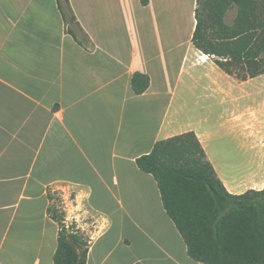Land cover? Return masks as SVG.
Returning <instances> with one entry per match:
<instances>
[{
    "label": "crops",
    "instance_id": "0c3cea01",
    "mask_svg": "<svg viewBox=\"0 0 264 264\" xmlns=\"http://www.w3.org/2000/svg\"><path fill=\"white\" fill-rule=\"evenodd\" d=\"M69 2L86 44L58 0H0V264H53L50 191L72 201L63 210L91 239L87 264H204L136 159L193 130L231 193L264 188V119L241 103L258 100L257 77L238 80L194 46L197 0ZM137 71L150 76L142 94ZM215 97L233 105L220 125L245 136L253 159L227 161L213 146ZM194 99L201 121L182 123ZM82 218L94 219L90 235Z\"/></svg>",
    "mask_w": 264,
    "mask_h": 264
},
{
    "label": "trees",
    "instance_id": "16d2710c",
    "mask_svg": "<svg viewBox=\"0 0 264 264\" xmlns=\"http://www.w3.org/2000/svg\"><path fill=\"white\" fill-rule=\"evenodd\" d=\"M58 3L68 31L86 44L89 37L69 0ZM232 8L236 15L229 23ZM195 18L192 43L219 68L243 81L264 74V0H197ZM131 83L134 92L142 94L150 76L137 71ZM136 163L156 179L164 208L190 257L204 264H264V188L231 193L195 131L157 141ZM48 196V212L59 225L53 264H87L90 237L75 221L67 223L54 194Z\"/></svg>",
    "mask_w": 264,
    "mask_h": 264
},
{
    "label": "rangeland",
    "instance_id": "374dc122",
    "mask_svg": "<svg viewBox=\"0 0 264 264\" xmlns=\"http://www.w3.org/2000/svg\"><path fill=\"white\" fill-rule=\"evenodd\" d=\"M235 15H236V8H232L226 17L227 22L229 23L233 22ZM256 79L257 80L255 81V83L251 84L248 90L250 89V87H252L253 89L257 88V90H259L258 100H252L249 102L243 101L241 103L244 106L247 104L252 105L258 111L259 119H261L262 117L264 119V74L257 76ZM218 100H219L218 97H215L214 99H212V101L206 102V112L210 111L209 122L210 124H212L211 130L214 133L213 146L217 148L216 149L217 151L220 148L219 150L220 157L224 159L225 156V160L227 161L236 159L240 162H246L249 159L250 160L253 159L254 151L249 150V143L245 141L244 135L240 137L238 132L237 134H235L234 137H233V133L225 134V131L228 129L225 130V128L221 127L220 124L227 120V118L225 119V117L227 114H229L228 112L233 108L232 107L233 105L226 103L221 106ZM202 107H203L202 99H200L198 103L196 99L190 102L188 104V107L186 108L187 112L186 111L181 112L180 114V120L182 121V123L188 125L199 123L201 121V116L203 111ZM259 123L261 122L259 121ZM54 197L55 198L53 202L55 203V205L58 206V209H64L65 207H67L68 202L69 204H72L71 200L67 201V199H65L64 196L61 195L58 191L55 192ZM57 198L61 199V201H59ZM73 220L74 219L72 217L69 218L67 214L66 217L67 223H71ZM93 221L94 219L91 218L88 220L87 218H82V220L80 219L79 221L86 228V232H88L89 235L91 234L90 230L93 228L92 226Z\"/></svg>",
    "mask_w": 264,
    "mask_h": 264
}]
</instances>
